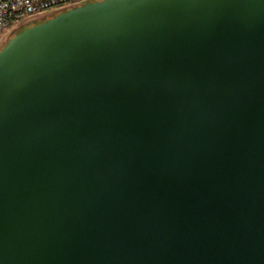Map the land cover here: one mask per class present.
Returning a JSON list of instances; mask_svg holds the SVG:
<instances>
[{
	"label": "water",
	"instance_id": "water-1",
	"mask_svg": "<svg viewBox=\"0 0 264 264\" xmlns=\"http://www.w3.org/2000/svg\"><path fill=\"white\" fill-rule=\"evenodd\" d=\"M45 18L0 47V264H264V0Z\"/></svg>",
	"mask_w": 264,
	"mask_h": 264
},
{
	"label": "built area",
	"instance_id": "built-area-1",
	"mask_svg": "<svg viewBox=\"0 0 264 264\" xmlns=\"http://www.w3.org/2000/svg\"><path fill=\"white\" fill-rule=\"evenodd\" d=\"M87 0H0V38L9 27L22 25L48 12L63 10Z\"/></svg>",
	"mask_w": 264,
	"mask_h": 264
},
{
	"label": "rangeland",
	"instance_id": "rangeland-1",
	"mask_svg": "<svg viewBox=\"0 0 264 264\" xmlns=\"http://www.w3.org/2000/svg\"><path fill=\"white\" fill-rule=\"evenodd\" d=\"M58 11H60V10L52 11V12H48L46 15L38 16L37 19L32 20V21H30L29 23H26V24H31V23H33V22L43 20V19L45 18V16H52V15L56 14ZM23 25H25V24L18 25V26L15 25V26H11V27H9V29L6 30L4 36H2V37L0 38V47L4 44V42L6 41V39H7L8 37L14 35V34H15V31H16L17 29L21 28V26H23Z\"/></svg>",
	"mask_w": 264,
	"mask_h": 264
},
{
	"label": "trees",
	"instance_id": "trees-1",
	"mask_svg": "<svg viewBox=\"0 0 264 264\" xmlns=\"http://www.w3.org/2000/svg\"><path fill=\"white\" fill-rule=\"evenodd\" d=\"M67 9V8H66ZM66 9H63V10H66ZM46 19V18H45ZM45 19H43V20H45ZM43 20H40V21H38V22H41V21H43ZM21 30V29H20Z\"/></svg>",
	"mask_w": 264,
	"mask_h": 264
}]
</instances>
